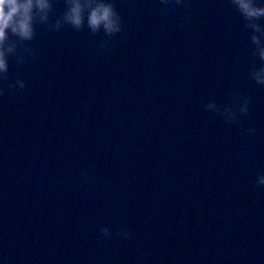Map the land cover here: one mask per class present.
Segmentation results:
<instances>
[{
    "label": "water",
    "instance_id": "95a60500",
    "mask_svg": "<svg viewBox=\"0 0 264 264\" xmlns=\"http://www.w3.org/2000/svg\"><path fill=\"white\" fill-rule=\"evenodd\" d=\"M114 2L124 31L111 50L102 32L89 44L87 30L39 28L35 57L9 58L26 88L0 97V264H264V189L251 182L264 87L240 60L238 14L227 0L167 18L158 0ZM237 90L251 98L240 123L204 108Z\"/></svg>",
    "mask_w": 264,
    "mask_h": 264
},
{
    "label": "clouds",
    "instance_id": "9594fccd",
    "mask_svg": "<svg viewBox=\"0 0 264 264\" xmlns=\"http://www.w3.org/2000/svg\"><path fill=\"white\" fill-rule=\"evenodd\" d=\"M162 18H167L178 8L189 9L190 0H158ZM58 0H0V97L9 93L22 92L26 88L25 80L19 76L13 79L9 74V58L21 68L35 57L36 49L32 42L44 32H61L69 28L75 32L87 30L89 44L96 43L98 33L105 39L98 47L111 50L113 38L124 31V20L114 0H62V8H57ZM227 4L238 14L247 41L242 44L245 55L240 57L247 63L248 78L256 85L264 87V0H227ZM192 20L188 13L182 24ZM251 98L241 91H233L228 102L217 103L209 100L204 105L206 110L219 114L225 124H238L241 117L250 111ZM255 135V127L246 129ZM90 173L83 171L81 176L87 180ZM257 188L264 189V171L257 172L251 181ZM99 232L111 239L113 231L104 225ZM130 241L133 233L127 228H120L116 233Z\"/></svg>",
    "mask_w": 264,
    "mask_h": 264
}]
</instances>
